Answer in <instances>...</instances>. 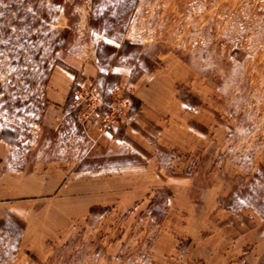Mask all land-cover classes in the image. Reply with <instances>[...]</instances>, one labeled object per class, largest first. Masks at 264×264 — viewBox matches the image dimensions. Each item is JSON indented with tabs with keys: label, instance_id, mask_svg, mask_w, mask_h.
I'll return each instance as SVG.
<instances>
[{
	"label": "rangeland",
	"instance_id": "rangeland-1",
	"mask_svg": "<svg viewBox=\"0 0 264 264\" xmlns=\"http://www.w3.org/2000/svg\"><path fill=\"white\" fill-rule=\"evenodd\" d=\"M54 1L0 0V221L23 206L73 229L34 255L0 228V264H264V0H140L114 40L89 27L92 0ZM125 40L137 47L91 78L101 44ZM61 74L64 108L49 98ZM82 157L102 176L90 211L15 196Z\"/></svg>",
	"mask_w": 264,
	"mask_h": 264
},
{
	"label": "crops",
	"instance_id": "crops-1",
	"mask_svg": "<svg viewBox=\"0 0 264 264\" xmlns=\"http://www.w3.org/2000/svg\"><path fill=\"white\" fill-rule=\"evenodd\" d=\"M98 64L90 63V70L92 73L91 78H95L98 75ZM62 76V77H61ZM60 79L53 80V84L51 85L54 87V89L58 90L55 94H52L51 97L54 99V103H58L59 108H64L66 103L68 102L69 96L71 94L72 87L74 80L73 74H61ZM56 79V74H55ZM57 86V87H56ZM49 96V94H48ZM65 110V109H64ZM91 130L93 134H96V127L91 126ZM108 134L110 135V139L107 142L106 148L109 147V149L112 150V147H118V149H122L124 146V143L126 144V141L121 140L120 138H117L114 136V133L112 131H108L107 134L103 135L102 137L105 139L108 137ZM127 136L129 133L127 132ZM103 146V143L101 144ZM120 151V150H119ZM84 157L80 158L78 162H75V164H71L72 162H57V163H48L45 164V167L42 170H39V175L42 176V179L44 182V185L40 188L39 193H20L18 195L15 194V196H45V197H58L59 198V204L62 209H60V212L63 213H75L80 211H90L91 208L97 204L98 201V179L99 177H102L98 174V171H82L77 168V164L80 163L83 160ZM37 171V170H35ZM16 173L20 174H28L27 169L22 171H15ZM107 176V175H106ZM22 178V177H21ZM27 178V177H26ZM17 179H20V177H17ZM24 179V178H23ZM208 192V191H207ZM206 192V193H207ZM8 195L13 196V194L8 193ZM207 194H202L201 196V202H206ZM84 199V200H82ZM16 205H20L24 202H12ZM83 203L84 207L81 206ZM73 205V207L71 206ZM46 206V205H45ZM81 206V209L79 207ZM19 208H9V210L13 213L14 216L22 220L26 227L25 231L23 233V236L21 238V245L25 247V249L28 252H31L34 255H37V253H41L44 250V245L47 244L44 240L42 241L43 236L52 237L55 236V234L58 231H62L63 234L66 233V231L72 230V226L68 227L66 224L65 226H58L53 227V229L46 228L45 225L36 223L38 221V215L39 212L37 211H29L25 209L23 206H17ZM54 206H49V208L44 209V212H53ZM66 219V218H65ZM68 229V230H67ZM236 245L239 244L241 241L240 238H236ZM239 241V242H238Z\"/></svg>",
	"mask_w": 264,
	"mask_h": 264
},
{
	"label": "trees",
	"instance_id": "trees-1",
	"mask_svg": "<svg viewBox=\"0 0 264 264\" xmlns=\"http://www.w3.org/2000/svg\"><path fill=\"white\" fill-rule=\"evenodd\" d=\"M62 1L64 0H55L54 2L57 3ZM139 2L140 0H92L90 14L88 17V25L95 34L103 35L108 40H114L117 32H125L127 30V27L131 22ZM63 33L64 40L56 43L54 46L55 49H61L65 47L66 38L67 35L70 34V30L66 29L63 31ZM101 45L103 51H96V58L100 68L105 66V64H109L111 66L118 56H123L127 50L137 47L136 44L128 40L121 42L120 48H117L116 45L109 43H102ZM115 54H117L116 57L114 56ZM128 60L131 64H135L136 62L134 58H128ZM154 70L155 65L150 64L142 70L141 74H149ZM1 138L9 143L12 141L4 135H1ZM168 193V196H171L170 192ZM150 212L155 219H161L156 218L157 214L159 213L158 209H151ZM10 218L13 220L14 226L12 224L6 226L7 221L3 220L0 221V228L10 235L13 240H16V244H19L21 242L26 225L22 220L15 216H10Z\"/></svg>",
	"mask_w": 264,
	"mask_h": 264
},
{
	"label": "built area",
	"instance_id": "built-area-1",
	"mask_svg": "<svg viewBox=\"0 0 264 264\" xmlns=\"http://www.w3.org/2000/svg\"><path fill=\"white\" fill-rule=\"evenodd\" d=\"M77 101V99L75 100V102Z\"/></svg>",
	"mask_w": 264,
	"mask_h": 264
}]
</instances>
